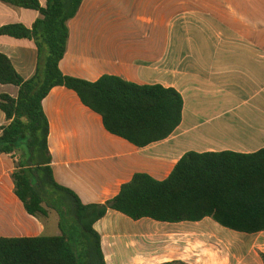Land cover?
Wrapping results in <instances>:
<instances>
[{
  "label": "crops",
  "instance_id": "obj_1",
  "mask_svg": "<svg viewBox=\"0 0 264 264\" xmlns=\"http://www.w3.org/2000/svg\"><path fill=\"white\" fill-rule=\"evenodd\" d=\"M39 17L37 11L0 2V28H32ZM68 25L67 53L60 63L65 75L161 85L184 100L183 120L173 134L140 148L109 133L101 116L74 91L56 87L50 92L43 107L54 179L84 204L115 198L137 173L164 181L189 152L264 149V0H83ZM0 53L23 79L36 74L33 40L1 36ZM18 93V87L0 84V97ZM9 123L0 111V129ZM18 161V154H0V238L61 236L56 211L36 218L15 194L12 175ZM94 228L106 264H264V252L256 251L264 249V242L258 244L264 232L238 233L211 218L134 221L111 210Z\"/></svg>",
  "mask_w": 264,
  "mask_h": 264
},
{
  "label": "trees",
  "instance_id": "obj_2",
  "mask_svg": "<svg viewBox=\"0 0 264 264\" xmlns=\"http://www.w3.org/2000/svg\"><path fill=\"white\" fill-rule=\"evenodd\" d=\"M39 12L32 28L8 24L0 37L33 40L38 48L36 74L23 79L0 53V84L19 88L16 98L0 97L9 125L1 128L0 154H18L12 178L15 194L26 211L39 219L58 213L61 236L0 238V264H106L95 224L109 211L134 221L200 222L211 218L238 233L264 232V149L185 154L170 176L158 181L137 173L120 193L104 204H84L75 192L54 179L49 150V120L43 101L56 87L74 91L81 102L101 116L106 130L143 148L169 138L183 120L184 100L173 88L141 86L117 76L97 82L65 75L60 63L67 53L69 22L83 0H0ZM79 243L83 253H79ZM264 262V253H261ZM166 264H183L180 262Z\"/></svg>",
  "mask_w": 264,
  "mask_h": 264
},
{
  "label": "rangeland",
  "instance_id": "obj_3",
  "mask_svg": "<svg viewBox=\"0 0 264 264\" xmlns=\"http://www.w3.org/2000/svg\"><path fill=\"white\" fill-rule=\"evenodd\" d=\"M264 242V234L263 235H260V237H258V244H262ZM264 244V243H263ZM260 246V245H259ZM219 249V251L221 250V254H229V251L227 250V249H224V248H222V247H219L218 248ZM264 250V249H263ZM262 250V248H256V251L258 252V253H260V252H264ZM255 250H253V253H255L254 252ZM79 253L80 254H84L83 253V248H82V245L79 243ZM96 264H99V260L98 259H96Z\"/></svg>",
  "mask_w": 264,
  "mask_h": 264
}]
</instances>
